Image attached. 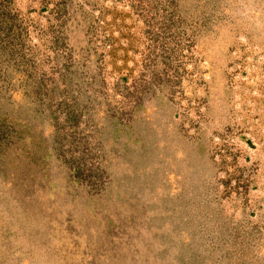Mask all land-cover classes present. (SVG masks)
Wrapping results in <instances>:
<instances>
[{
	"label": "rangeland",
	"instance_id": "1",
	"mask_svg": "<svg viewBox=\"0 0 264 264\" xmlns=\"http://www.w3.org/2000/svg\"><path fill=\"white\" fill-rule=\"evenodd\" d=\"M0 264H264V0H0Z\"/></svg>",
	"mask_w": 264,
	"mask_h": 264
}]
</instances>
